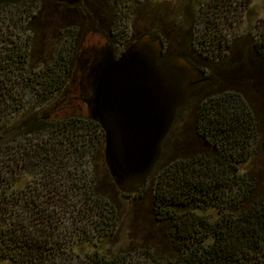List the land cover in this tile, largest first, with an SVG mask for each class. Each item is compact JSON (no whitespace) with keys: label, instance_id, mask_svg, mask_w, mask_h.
<instances>
[{"label":"trees","instance_id":"obj_1","mask_svg":"<svg viewBox=\"0 0 264 264\" xmlns=\"http://www.w3.org/2000/svg\"><path fill=\"white\" fill-rule=\"evenodd\" d=\"M7 1L0 0V4L9 5ZM75 32L74 27L65 31L71 51L76 48ZM201 38L199 42L205 44L206 39ZM5 49L0 50V258L12 264H73L70 245L65 246L58 239L60 223L52 211L57 206L69 205L64 196L68 186L49 176L55 167H63L62 159L69 152L86 151L90 144L98 143L100 158L105 162L104 132L89 116L68 114L55 118L49 114L50 107L57 102V99L51 102V98L64 95L73 82L79 66L77 61L73 62L75 53L60 50L49 59L36 62L28 36L13 48ZM221 50L208 58L192 46L191 56H180L203 77L204 73L210 77L208 70L219 71L218 66L223 65L227 50ZM237 52L250 64L249 74L244 78L253 82L264 72V33L262 37L240 41ZM21 82L40 89L29 97ZM30 99L33 101L29 102ZM255 113L235 90L217 88L201 101L195 144L185 145L177 158L165 162V138L161 157L145 184H152L153 216L163 226V236L171 249L142 246V261L126 262L125 257L132 255L130 252H113L115 255L111 257L110 252L101 250V241L112 239L120 222L119 208L111 201L108 186L120 190L107 166L108 183L92 175L80 177L79 188L85 192L82 199L88 205L85 208L93 224L92 236L82 238L88 241L94 238V246L98 248L86 253L89 263L264 264V171L254 173L243 167L257 140L259 122ZM23 170L33 177L40 171L44 180L35 176L37 187L29 182L24 188L15 189L12 186L18 183ZM43 185L46 191H42ZM208 208L213 211L208 212Z\"/></svg>","mask_w":264,"mask_h":264},{"label":"rangeland","instance_id":"obj_2","mask_svg":"<svg viewBox=\"0 0 264 264\" xmlns=\"http://www.w3.org/2000/svg\"><path fill=\"white\" fill-rule=\"evenodd\" d=\"M7 3L9 5L0 4V50L11 49L28 36L34 61L49 59L62 50V53H75L73 62L83 65V71L75 65L73 82L67 86V92L51 98V102L57 99L49 111L55 118L68 114L89 116L85 99L90 96L91 90L86 65L91 64L92 56L99 58L105 50H111L117 56L131 41L144 34L165 41L169 56L189 57L190 47L193 46L209 58L223 47L227 54L224 55L223 65L218 66L220 70H208V75L213 79L199 86L193 98L176 116L166 137L164 161L174 160L185 145L198 141L195 125L201 101L217 88L227 87L241 94L248 107L256 110L259 122L257 140L243 167L252 169L254 173L264 171V72L261 71L253 82L245 79L250 64L237 52L240 41L262 37L264 0H34L31 4L29 0H8ZM29 20L32 23L29 24ZM72 27L77 31L73 51L69 50L70 41L65 36V31ZM201 36L206 39L205 44L199 42ZM226 43H229L228 48L225 47ZM26 84L21 82L25 88L23 92L29 97L35 89H40ZM86 148V151L69 152V156L62 159L63 167H55L49 176L64 181L68 186V193L64 196H67L69 205L62 208L57 206L52 211L60 223L58 239L63 240L65 246L70 245L69 257L73 264H91L86 253L98 249L94 246V238L90 237L89 241L82 238L93 233L92 219H89V210L85 208L87 203L82 199L85 192L79 188L83 175H92L107 183L110 181L105 162L100 158L98 143ZM24 172L13 188H24L29 182L37 187L35 176L44 180V174L40 171L34 177ZM44 185L42 191H46ZM108 188L111 201L119 208L120 222L112 239L101 241L102 251L110 252L111 257L115 255L113 252H130L131 257H125V261L135 262L143 260L140 254L142 246L162 251L171 249V244L163 236V226L153 216L152 184H144L137 193L127 196L113 187ZM47 190L50 191V187ZM212 211L208 208V212ZM0 264L12 263L0 258Z\"/></svg>","mask_w":264,"mask_h":264},{"label":"water","instance_id":"obj_3","mask_svg":"<svg viewBox=\"0 0 264 264\" xmlns=\"http://www.w3.org/2000/svg\"><path fill=\"white\" fill-rule=\"evenodd\" d=\"M162 52V40L144 34L118 56L105 50L88 67L89 117L104 132L106 166L125 193L144 186L178 110L199 82L187 59L173 56L159 62Z\"/></svg>","mask_w":264,"mask_h":264},{"label":"flooded vegetation","instance_id":"obj_4","mask_svg":"<svg viewBox=\"0 0 264 264\" xmlns=\"http://www.w3.org/2000/svg\"><path fill=\"white\" fill-rule=\"evenodd\" d=\"M68 2H72L71 0H68ZM162 40V39H161ZM162 42H163V52H162V54L160 55V59H159V62H163V61H167V59H170V58H172L173 56H169V57H167V44H166V42L165 41H163L162 40ZM182 57V56H181ZM186 59V58H185ZM192 65V64H191ZM87 66V68H88V66H89V64H87L86 65ZM193 66V65H192ZM79 67L81 68V69H83L82 67H83V65H81V64H79ZM194 67V66H193ZM195 68V67H194ZM196 69V68H195ZM85 70V69H84ZM197 70V72H198V79H199V82H198V84H197V87L194 89V90H196V89H198L199 88V86H202V84L204 83V82H208V81H210L211 80V78L210 77H206L207 75H206V73H204L205 75H204V77L202 76V73L198 70V69H196ZM193 93V92H192Z\"/></svg>","mask_w":264,"mask_h":264}]
</instances>
